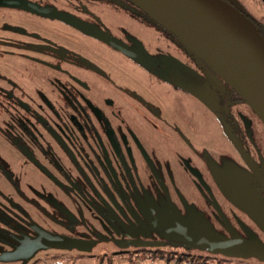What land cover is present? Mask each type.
Segmentation results:
<instances>
[{"label":"flooded vegetation","instance_id":"flooded-vegetation-1","mask_svg":"<svg viewBox=\"0 0 264 264\" xmlns=\"http://www.w3.org/2000/svg\"><path fill=\"white\" fill-rule=\"evenodd\" d=\"M241 14L264 43L262 25ZM195 98L214 109H178ZM263 134L214 73L128 0H0V254L42 230L82 241L71 250L107 264H264L212 253L198 238L264 247ZM48 250L67 251L32 258Z\"/></svg>","mask_w":264,"mask_h":264},{"label":"water","instance_id":"water-1","mask_svg":"<svg viewBox=\"0 0 264 264\" xmlns=\"http://www.w3.org/2000/svg\"><path fill=\"white\" fill-rule=\"evenodd\" d=\"M128 1L175 37L264 125V43L244 14L220 0ZM260 1L264 3V0ZM97 37L127 55L133 54L108 37ZM194 93L209 100L208 95L200 89H195ZM229 138L234 142L230 135ZM177 232L192 243L186 234ZM37 234L35 238L19 241L13 251L1 253L0 263L27 261L44 249L82 248V241L48 234L42 230H38ZM198 238L211 246L212 253L235 258L255 257L264 262V247L240 244L236 240L229 242L215 235H199Z\"/></svg>","mask_w":264,"mask_h":264},{"label":"rangeland","instance_id":"rangeland-1","mask_svg":"<svg viewBox=\"0 0 264 264\" xmlns=\"http://www.w3.org/2000/svg\"><path fill=\"white\" fill-rule=\"evenodd\" d=\"M227 2H229V1H227ZM230 3L237 4L246 12V14L248 13L250 16H252L254 18H260V17L264 18V3H262L260 0H230ZM132 30H133V32H137L134 30V28H132ZM144 36H145V39H144L145 41L150 39L147 37L148 35L146 33L144 34ZM152 43H150V44H152ZM159 44H160V49L165 48L164 42H161ZM153 45H154V43H153ZM114 61H117V59H114ZM177 65H181L180 60L178 61ZM169 71H171V69H169L168 72ZM130 72L133 73L132 71H130ZM138 75L146 76L147 74L145 75L142 72H141V74H139L138 72H136V74L133 76L138 77ZM209 77L210 76L208 75L207 78L209 79V81L216 82V80L213 77H210V78ZM195 99L198 100L197 98H195ZM196 100H194V101L188 100L187 102L184 101L182 103V106L180 104L178 105V107H180L178 109H182L184 107L186 109H191V110L196 111V112L199 111V113L203 112L202 109H210V110L214 109V106H211L208 103H205L201 100H198V101H196ZM200 102H201V104H200ZM208 122H209V124H213L212 120H209ZM249 124H250L249 121L242 119L241 125L245 126V125H249ZM209 127H210L209 131H211L213 136H214L213 139H215V141L216 140L222 141V142H219L218 144L220 146H224L225 149L227 150V152H229L230 151L229 145L227 144V142L224 139H222L220 137L216 126L211 125ZM263 136H264V134H263ZM40 214H41V212H40ZM39 219H41V218H39ZM39 219L37 218L38 222L40 224H42L41 220H39ZM100 246H98V245L95 246L91 251L92 254L100 253L101 250L103 249V248H100ZM111 263L112 264H256L254 261H252V259L239 261V260H235V259L217 260L216 258H214V259L210 258V259H203V260H198V259L176 260V262H175V260L173 258H169L168 260H166V259H159V258L128 259V258H122V257H114L113 260H111ZM0 264H107V260L97 261L94 257H88L87 255H81L79 252L73 251V250H67V251H56V250L50 251V250H48L46 253H41V254L39 253L27 261H15V262H10V263H0Z\"/></svg>","mask_w":264,"mask_h":264},{"label":"trees","instance_id":"trees-1","mask_svg":"<svg viewBox=\"0 0 264 264\" xmlns=\"http://www.w3.org/2000/svg\"><path fill=\"white\" fill-rule=\"evenodd\" d=\"M220 1H222V2H224L225 4H227L228 6H230V7H232V8H234V9H236V10H238V12H240V13H244L245 11L240 7V6H238L237 4H235V3H230V0H220ZM227 1H229V2H227ZM255 21L257 22V23H259V24H261L262 25V29H264V18H262V17H260V18H255Z\"/></svg>","mask_w":264,"mask_h":264}]
</instances>
